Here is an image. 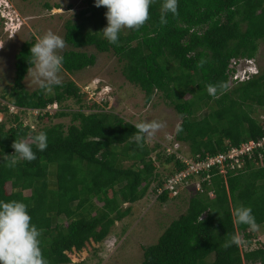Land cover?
<instances>
[{
  "label": "trees",
  "instance_id": "obj_1",
  "mask_svg": "<svg viewBox=\"0 0 264 264\" xmlns=\"http://www.w3.org/2000/svg\"><path fill=\"white\" fill-rule=\"evenodd\" d=\"M161 3L154 0L149 20L138 31L125 28L118 44H111L98 34L107 26V8L87 0L88 7L77 20L65 23L64 41L70 49L62 54L61 71L75 74L94 67L97 56L87 48L113 54L124 78L144 93L146 104L159 93L169 100L182 118L175 140L187 145L193 156L216 155L263 138L264 122L254 111L264 109V70L231 81L235 71L231 65L256 58L264 42V0H178L179 14L167 13L165 25L159 22ZM36 41L32 38L21 45L15 55L13 85L0 97V113L9 119L8 124L0 122V200L28 206L31 223L43 230L40 247L48 264H70L67 253L81 252L91 241L104 242L150 189L158 201H168L169 192L158 195V190L185 166L175 156H166L161 145L151 147L146 142L138 147L131 139L135 124L102 109L108 101L89 106L88 114L79 110L56 115L70 117L69 126L57 123L38 132L25 127L3 101L44 109L74 99L86 107L82 104L87 93L71 79L53 86L49 94L40 87L27 90L30 49ZM202 59L206 63L198 68ZM222 81L229 83V89L210 96L205 85ZM39 120L47 123L51 118ZM39 132L47 134V148L39 151L32 145L37 159L7 167L4 157L14 154L15 139ZM157 162L170 165L168 177L159 172ZM211 174L195 189L185 213L168 225L156 243L143 248L140 264H264V245L252 250L221 246L227 234L239 233L250 245L254 240L248 226L233 222L231 212L237 206L251 207L256 222L264 225V159L260 162L256 153L237 175ZM183 189L173 198H179ZM62 217L67 223L60 222Z\"/></svg>",
  "mask_w": 264,
  "mask_h": 264
},
{
  "label": "rangeland",
  "instance_id": "obj_2",
  "mask_svg": "<svg viewBox=\"0 0 264 264\" xmlns=\"http://www.w3.org/2000/svg\"><path fill=\"white\" fill-rule=\"evenodd\" d=\"M6 2L0 0V97L7 95L13 85L15 55L21 45L32 38L42 37L49 30L64 39L66 21H76L79 12L88 7L87 0H6ZM122 30L126 31V29ZM69 49L66 45L59 54L62 55ZM85 51L96 54L97 63L94 67L75 74L61 71L59 76L61 82L71 79L82 92L90 94H87L82 104L86 107L81 108V105L71 99L64 104L66 107L62 110L75 112L82 110L88 114L90 112L88 107L100 101L101 96H98L100 94L95 95L94 91L97 93H102L101 91L104 90L111 91L109 97L105 96L109 103V106L105 107L107 111L115 112L133 124L151 120L165 124L153 139L147 141L148 145L155 147L162 143L161 147H163L173 141L182 118L169 104V100L159 93L150 104H146L144 93L124 78L121 72L122 65L113 54L99 53L94 48H87ZM253 61L256 65L254 67L259 72L257 73L261 74L264 70V42L261 43ZM25 86L29 91L39 87L28 75ZM6 102L8 101H3ZM92 110L98 111V109ZM254 116L264 122V109L255 107ZM33 119L35 117L32 116L30 122L34 121ZM8 121V117L0 113V122L8 124ZM57 123L69 126L71 118L41 122L37 131ZM188 149L187 145H182L183 153L188 154ZM131 163V161L125 163V166L128 167ZM156 165L164 177L169 176L172 169L170 165L159 162ZM195 189L193 185L188 186L180 192L179 198H170L164 203L158 201L157 195L150 189L143 200L132 206L131 215L115 224L104 242L99 244L91 241L81 252L67 253L71 259L70 264H140L143 260V248L156 243L168 225L185 213ZM127 207L128 204H125L124 208ZM60 222L67 223L63 217ZM253 237L252 244L244 243L242 249L252 250L264 245V225L260 226L259 231L253 232Z\"/></svg>",
  "mask_w": 264,
  "mask_h": 264
},
{
  "label": "clouds",
  "instance_id": "obj_3",
  "mask_svg": "<svg viewBox=\"0 0 264 264\" xmlns=\"http://www.w3.org/2000/svg\"><path fill=\"white\" fill-rule=\"evenodd\" d=\"M154 0H95V7H105L107 26L101 30L105 39L111 44H118L119 33L122 29L139 30L150 18V6ZM160 24H167L166 14L177 16L178 0H162L160 7ZM66 47L64 39L47 31L30 49V67L28 76L33 78L45 94L53 91V86L61 84L59 73L63 67L64 57L59 54ZM206 61L203 59L197 63L202 68ZM228 82L217 84H206L205 89L210 96L216 97L218 91H227ZM105 92L110 95L111 91ZM165 127L161 121H142L134 125L135 132L131 139L137 146L143 148L144 143L154 138L155 134ZM35 144L39 151L47 148V134L39 132L35 136L29 134L26 138L15 139L12 148L14 154L5 155L6 166L14 167L18 161H34L37 159L32 145ZM19 191V189H18ZM231 215L235 224L248 226L249 232H257L260 225L252 214L251 207L243 205L232 209ZM42 229L31 223L28 206L24 202L11 200L5 202L0 200V264H48L42 254L40 247V236ZM245 241L239 233L226 235L225 242L221 245L227 249L233 245L241 246ZM259 264V261H257Z\"/></svg>",
  "mask_w": 264,
  "mask_h": 264
},
{
  "label": "built area",
  "instance_id": "obj_4",
  "mask_svg": "<svg viewBox=\"0 0 264 264\" xmlns=\"http://www.w3.org/2000/svg\"><path fill=\"white\" fill-rule=\"evenodd\" d=\"M3 1L6 2V0ZM3 17L6 16L3 15ZM254 66L256 67L253 60L233 61L231 68L235 71L231 75V81H243L249 79L251 76L257 75L259 72ZM94 93L95 95L100 94L98 95L99 97L101 96L100 101L97 103L103 104L106 101L105 92L97 93L94 91ZM87 94L90 95L89 93ZM3 104L8 107L10 114L18 116L20 122H22L25 127H29L32 131L38 130L40 117L46 115L52 116L60 109L59 105L56 103L48 105L44 109L20 108L8 102ZM32 116L35 117V119L30 122L29 119H31ZM161 144L162 143H160V145ZM182 145V143L174 139L168 145H163V149L161 148V151L165 153L166 156H175L185 167L180 172L167 179L164 186L158 190V195L168 191L169 196L173 198L178 194V189L180 187L187 188L191 185L199 190L201 188V181L209 180L212 172H217L219 175L227 177L229 173H238L242 171L245 167L246 159L253 158L256 153H258L260 160L264 159V154L262 153V151H264V137L259 140L243 142L239 146L229 147L225 152L207 157L185 154L181 150ZM204 174H206V176L203 177Z\"/></svg>",
  "mask_w": 264,
  "mask_h": 264
},
{
  "label": "crops",
  "instance_id": "obj_5",
  "mask_svg": "<svg viewBox=\"0 0 264 264\" xmlns=\"http://www.w3.org/2000/svg\"><path fill=\"white\" fill-rule=\"evenodd\" d=\"M105 96L109 97L110 95H105ZM106 102H107V101H106ZM55 103L59 105V108H60V109H59L58 111H56L52 116H49V115H47V116L50 117L51 119H56V120H57V119H62V118H60V117H57L56 115L59 114V113H61V112H64V111H65V112H69V110H62L63 108L66 107V106L64 105L65 103H64L63 105H61V104H59L58 102H54V103L49 104V105H53V104H55ZM104 103H105V102H104ZM104 103H103V104H104ZM94 104H95V103H94ZM98 105H102V104H99V103H98ZM47 106H48V105H47ZM47 106H46V107H47ZM101 107H102V106H101ZM103 108H105V106H104ZM44 117H45V116H44ZM63 118H66V117H63ZM39 123H40V120H39ZM30 130H31V129H30ZM31 131H32V130H31ZM34 132H38V131H34ZM183 146H184V144H183ZM185 154H186V153H185ZM188 155H191L190 152H189V149H188ZM262 161H263V160H260V162H262ZM239 173H240V172L235 173V174L237 175V174H239ZM170 198H171V197H170ZM171 199H172V198H171Z\"/></svg>",
  "mask_w": 264,
  "mask_h": 264
}]
</instances>
